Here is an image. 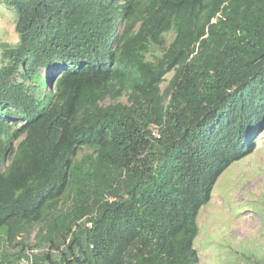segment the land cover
Instances as JSON below:
<instances>
[{
  "label": "trees",
  "instance_id": "16d2710c",
  "mask_svg": "<svg viewBox=\"0 0 264 264\" xmlns=\"http://www.w3.org/2000/svg\"><path fill=\"white\" fill-rule=\"evenodd\" d=\"M0 3L7 242L42 224L32 264H198L199 214L264 126V0Z\"/></svg>",
  "mask_w": 264,
  "mask_h": 264
},
{
  "label": "rangeland",
  "instance_id": "374dc122",
  "mask_svg": "<svg viewBox=\"0 0 264 264\" xmlns=\"http://www.w3.org/2000/svg\"><path fill=\"white\" fill-rule=\"evenodd\" d=\"M15 27V13L0 3V61L5 46L14 47L19 42ZM174 38V32L167 35V46ZM161 54L152 52L148 59L155 60ZM174 75L175 72L166 75L163 90ZM128 98V94L109 97L103 104L127 103ZM253 143L256 150L225 171L215 186L211 202L199 214L200 232L195 243L200 255L198 264H264V126ZM88 153L90 150L84 148L77 160L81 161ZM41 227L42 224L33 225L12 244L7 242V227L2 228L0 263L5 264L4 258L17 263L24 248L27 255L41 251L43 247L38 244Z\"/></svg>",
  "mask_w": 264,
  "mask_h": 264
},
{
  "label": "built area",
  "instance_id": "2783aa9c",
  "mask_svg": "<svg viewBox=\"0 0 264 264\" xmlns=\"http://www.w3.org/2000/svg\"><path fill=\"white\" fill-rule=\"evenodd\" d=\"M153 135L156 138H160L161 137L160 132H159V128L155 127L153 129ZM88 227H92V223H88ZM28 255H29V258L23 257L16 264H32V260H33L32 252H28ZM0 264H3V263H0Z\"/></svg>",
  "mask_w": 264,
  "mask_h": 264
},
{
  "label": "clouds",
  "instance_id": "9594fccd",
  "mask_svg": "<svg viewBox=\"0 0 264 264\" xmlns=\"http://www.w3.org/2000/svg\"><path fill=\"white\" fill-rule=\"evenodd\" d=\"M18 261H19V260H18ZM18 261H17V262H18Z\"/></svg>",
  "mask_w": 264,
  "mask_h": 264
}]
</instances>
